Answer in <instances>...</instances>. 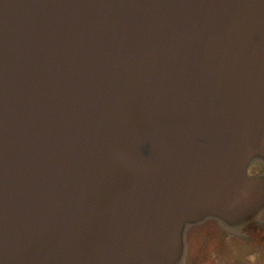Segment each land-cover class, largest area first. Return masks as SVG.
<instances>
[{
    "label": "water",
    "instance_id": "obj_1",
    "mask_svg": "<svg viewBox=\"0 0 264 264\" xmlns=\"http://www.w3.org/2000/svg\"><path fill=\"white\" fill-rule=\"evenodd\" d=\"M254 160L264 0H0V264H181Z\"/></svg>",
    "mask_w": 264,
    "mask_h": 264
},
{
    "label": "flooded vegetation",
    "instance_id": "obj_2",
    "mask_svg": "<svg viewBox=\"0 0 264 264\" xmlns=\"http://www.w3.org/2000/svg\"><path fill=\"white\" fill-rule=\"evenodd\" d=\"M263 174L264 166L256 160L245 172L250 179ZM251 217L240 229L209 217L187 225L181 264H264V210Z\"/></svg>",
    "mask_w": 264,
    "mask_h": 264
}]
</instances>
